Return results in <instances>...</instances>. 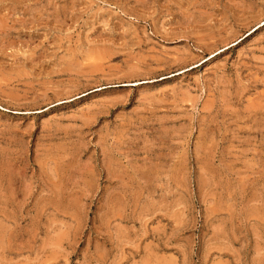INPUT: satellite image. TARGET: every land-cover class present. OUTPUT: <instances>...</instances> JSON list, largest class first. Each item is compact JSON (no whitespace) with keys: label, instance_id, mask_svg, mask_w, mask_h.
<instances>
[{"label":"rangeland","instance_id":"374dc122","mask_svg":"<svg viewBox=\"0 0 264 264\" xmlns=\"http://www.w3.org/2000/svg\"><path fill=\"white\" fill-rule=\"evenodd\" d=\"M0 264H264V0H0Z\"/></svg>","mask_w":264,"mask_h":264}]
</instances>
